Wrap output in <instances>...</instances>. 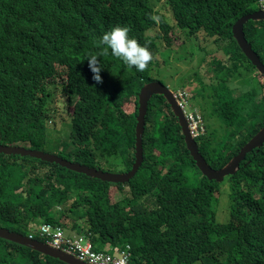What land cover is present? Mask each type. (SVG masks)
<instances>
[{"label": "trees", "instance_id": "obj_1", "mask_svg": "<svg viewBox=\"0 0 264 264\" xmlns=\"http://www.w3.org/2000/svg\"><path fill=\"white\" fill-rule=\"evenodd\" d=\"M259 2L166 0L169 18L153 0H0V144L60 146L48 135L58 87L72 125L62 157L108 172L130 171L141 90L163 83L153 74L171 62L170 49L181 47L177 31L185 33L187 45L205 33L227 62H219L217 86L200 82L197 89L208 131L196 141L208 164L221 170L264 128V75L233 34L235 23L259 10ZM153 13L161 16L159 25L149 18ZM117 25L129 26V36L142 45L150 41L154 59L140 72L109 49L100 58L103 83L97 84L87 57L106 47L99 41ZM245 35L264 64V21H249ZM235 77L252 86L232 91L228 80ZM143 144V165L126 185L0 154V227L36 237L42 224L69 226L91 233L97 249L130 244L131 264H264V145L225 178L229 214L221 224L214 209L221 184L197 167L164 96L149 102ZM41 168L45 173L37 175ZM126 188L129 195L116 202L114 195ZM0 264L66 263L0 238Z\"/></svg>", "mask_w": 264, "mask_h": 264}, {"label": "clouds", "instance_id": "obj_2", "mask_svg": "<svg viewBox=\"0 0 264 264\" xmlns=\"http://www.w3.org/2000/svg\"><path fill=\"white\" fill-rule=\"evenodd\" d=\"M164 1L166 4V0H164ZM259 7H260V9L255 11L254 13L264 12L263 0H260ZM254 13H252V14H254ZM149 18L152 21H154L157 25H159L161 23V16L160 15L153 13V14H150ZM251 21H254V20H251ZM262 21H264V20H262ZM130 31H131V28L129 26L117 25V26L113 27L110 31L105 32L103 34L101 40L99 41L100 45H105L106 47H104L98 55L97 54H89L88 55V57H87L88 67H89L90 71L93 73L92 79L97 84L103 83V79L101 76V71L103 68L101 67V59L100 58L107 56L109 49H111V54L113 56H115L117 58H121L123 60V62L128 67H130V68L135 67L140 72L146 71L148 68V65L154 59L153 53L150 51V41H145V43L142 45L136 38L129 36ZM219 62H221V61H215L214 60L211 62V65L213 66L212 69H214L216 71V73L220 69L219 68ZM214 80H215V83L212 85L217 86L216 78ZM155 82H159V81H155ZM199 82H204V81L199 79ZM204 83H206V82H204ZM182 84H184L183 87L180 89H177L176 91H172V95H173V98L176 101L177 105L179 106V108L184 113V116H185L187 123H188V128H189L190 134L193 137V139L196 141L200 136L207 134V131H208L207 123H206L205 118L202 114L201 108L196 103V101H198V92H197L198 88L193 91V95H192V93H190L186 89L187 88L186 82H184ZM185 84H186V86H185ZM206 84H208V83H206ZM163 85H165V84H163ZM229 88L232 91H234L231 87H229ZM180 90H183V93H179ZM63 96L67 99V97L65 95H63ZM201 100H202V96H201ZM67 101H68V99H67ZM67 113H68V107H67ZM68 117H69V115H68ZM202 122L204 123V125L202 127H200V123H202ZM50 124H51V121H50ZM179 125H180V123H179ZM51 126H53V125H51ZM181 129H182V127H181ZM182 133H183V130H182ZM183 136H184V134H183ZM49 137L52 138L51 135H49ZM54 141L56 144H60V146H58V147L63 149V150L65 149L64 152H66V146H64V143H59L56 140H54ZM196 143H197V141H196ZM6 146H8V145H6ZM198 147H199V145H198ZM31 150H40V149H31ZM199 150H200V148H199ZM40 151H43L47 154H51V153H48L44 150H40ZM51 155H55V154H51ZM238 155L234 156L225 166H227ZM55 156L63 158L62 155L61 156L55 155ZM63 159L67 160L65 158H63ZM36 160H38V159H36ZM67 161L72 162L70 160H67ZM72 163H77V162H72ZM79 164H81V163H79ZM81 165H83V164H81ZM85 166H87V165H85ZM88 167H90V166H88ZM91 168H93V167H91ZM95 169H97V168H95ZM97 170H100V169H97ZM102 171H104V170H102ZM130 171H128V172H130ZM216 171H219V170H216ZM104 172H108V171H104ZM76 173H78V172H76ZM110 173H114V172H110ZM119 173H122V172H119ZM123 173H127V172H123ZM79 174H83V173H79ZM84 175H86V174H84ZM89 177H91V176H89ZM95 179H97V178H95ZM98 180H100V179H98ZM107 183H109V182H107ZM219 183H221V182H219ZM112 184H114V183H112ZM122 185H126V184H122ZM127 189L128 188L124 189V191H122V192L119 191L114 195V197L116 195H119V194L122 195V198L120 200H117L116 202L122 201L127 196V193H126ZM29 196H30V193L28 192L27 193V200L29 199ZM0 228H4V227H0ZM5 229L11 231L8 228H5ZM11 232H14V231H11ZM14 233H17V232H14ZM17 234H19V233H17ZM25 237H28L31 240H36V241L41 242V240H39V238H40L43 240L41 243L50 246L54 250L64 252V253L68 254L69 256L75 258L76 260L83 262L85 264H103V262L107 261V259H108V258H88L87 253L89 251H92L96 255L111 256L112 258H110L111 261L109 264H131V261H132V254H131L132 246L130 244H126L125 247H120L119 245H116V244L106 243L102 247V249H97L98 243H97V241L96 242L94 241L91 233L75 232V231H72L71 227H69V226L65 227V226H61L58 224H42L41 228H40V232L38 233V235L36 237L33 234H31L29 236H25ZM14 244H16V243H14ZM86 250H87V252H85ZM43 255H45V254H43ZM122 255H127V258L126 259L119 258ZM82 257H84V258H82ZM53 259L60 260L58 258H53ZM176 260L179 261L177 258H176ZM60 261L66 263V264H70L66 261H62V260H60ZM176 263H179V262H176ZM190 263L191 264H203L202 260H199L198 262H190Z\"/></svg>", "mask_w": 264, "mask_h": 264}, {"label": "water", "instance_id": "obj_3", "mask_svg": "<svg viewBox=\"0 0 264 264\" xmlns=\"http://www.w3.org/2000/svg\"><path fill=\"white\" fill-rule=\"evenodd\" d=\"M249 20L262 21L264 20V12H256L250 16L241 18L233 27L234 37L238 45L257 68L258 72L264 75V64L259 55L253 50L252 45L248 42L244 32V26ZM155 95L164 96L171 105L172 111L178 118L180 126L182 127L185 137L186 145L191 153L197 167L202 172L203 176L211 181L222 182L226 177L235 175L240 169L241 163L246 159V156L251 151L261 148L264 145V128L242 149L237 157H235L222 170H214L200 153L198 144L190 134L187 120L184 113L177 105L173 98L172 91L160 82H151L143 87L139 95V115L136 126V162L130 172L127 173H110L102 170H97L79 163H72L55 155L47 154L40 150H31L22 146H6L0 144V154L7 156H22L31 157L51 164H58L70 171L83 173L88 176L100 179L104 182L114 184H127L132 178L136 176L144 162V133L146 126V117L148 114L149 102ZM0 238L16 243L27 248H31L41 254H45L52 258H58L70 264H85L69 256L68 254L54 250L50 246L43 244L36 240H31L21 234L11 232L5 228H0ZM72 258V259H71Z\"/></svg>", "mask_w": 264, "mask_h": 264}, {"label": "rangeland", "instance_id": "obj_4", "mask_svg": "<svg viewBox=\"0 0 264 264\" xmlns=\"http://www.w3.org/2000/svg\"><path fill=\"white\" fill-rule=\"evenodd\" d=\"M153 1L157 9L163 11L164 14L168 15L170 18L171 15L165 4V1L164 0H153ZM263 8H264V0H263ZM244 32H245V26H244ZM177 35H178L179 44L176 43V46H181V47H176L169 50L172 54L170 59L171 62L167 65V67L164 66L163 67L164 69L160 70V72L158 73L155 72L153 74V77L161 79L162 82L171 91H176L177 89L182 88L184 85L182 83L186 82L187 78L189 77V79L187 80L186 89L193 95V91L200 87L199 79L203 80L208 84L215 83L214 75L216 74V71L212 69L213 66L211 65V62L215 60L226 63L227 57L223 52V50L220 49L219 47L217 49H214V47L218 45L212 43V39L205 38V33H200L197 36H195V39L192 42H190L188 45L186 44L187 42H186L185 33L181 31H177ZM210 43H212L213 45L212 47L210 46ZM204 47L207 48V52L205 54L204 52L201 51V48ZM185 59H188L189 62H184ZM199 60L200 62H198ZM160 61H162L161 57H160ZM228 86H230L234 91L238 93H243L248 89V87H251L252 85L249 83L246 77L244 78L235 77L234 79L228 80ZM57 89L54 90L52 94L55 97L53 98V104L51 105V108L55 110V113H53L54 116L52 117L50 124L53 126H50L51 128L49 129L48 135H51L54 140L58 141L59 143H64V146H66L68 145V142H70L72 125H71L70 117H68V113H67L68 101L63 96V94L59 93V90L57 91ZM210 92L212 95L216 94L213 89H210ZM179 93H183V90H180ZM198 100L201 99L198 98ZM44 151L51 154L62 155V156H66V153L68 152L66 151V153H63V149L59 147H45ZM113 171L119 173L121 170L120 168H114ZM35 173H37V175H43L45 171L41 168L36 170ZM220 184H221L220 185L221 194L218 197V201L214 204V209L216 212L217 222L223 224L228 222L230 186L227 179ZM126 193L127 195L129 194L128 189L126 190ZM121 198L122 195L119 194L114 197V200L117 201L120 200ZM126 244L127 243H122V244L120 243L119 246L125 247Z\"/></svg>", "mask_w": 264, "mask_h": 264}, {"label": "built area", "instance_id": "obj_5", "mask_svg": "<svg viewBox=\"0 0 264 264\" xmlns=\"http://www.w3.org/2000/svg\"><path fill=\"white\" fill-rule=\"evenodd\" d=\"M87 252V250L85 251ZM88 258H108L107 261H104L103 264H109L111 259L112 258L111 256H103V255H96L95 253H93L92 251H89L88 253ZM86 255V254H85ZM84 258V257H82ZM119 258H124L126 259L127 258V255H122L121 257Z\"/></svg>", "mask_w": 264, "mask_h": 264}]
</instances>
